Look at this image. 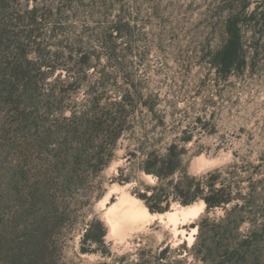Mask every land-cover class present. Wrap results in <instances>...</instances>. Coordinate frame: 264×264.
I'll use <instances>...</instances> for the list:
<instances>
[{
	"label": "rangeland",
	"instance_id": "1",
	"mask_svg": "<svg viewBox=\"0 0 264 264\" xmlns=\"http://www.w3.org/2000/svg\"><path fill=\"white\" fill-rule=\"evenodd\" d=\"M263 1L0 0L3 38H28L32 25L26 12L37 9L36 32L28 51L33 57L42 48L44 58L55 64L52 72L46 70L50 74L41 80L39 91L43 107L49 102L54 106L47 116L49 124H62L73 112H87L95 95L107 110L136 90L140 97L129 103L134 110L128 119L145 125L135 129V137L125 135L117 142L107 167L99 172L79 170L82 181L59 196L65 211L40 264H206L195 248L199 223L205 218L219 219L223 209H184L176 202L163 216L143 214L140 221L109 233L103 213L116 201V195L107 197L110 186H124L134 207L142 209L136 194L154 183L139 169L138 158H126L138 142L134 138L142 139L143 130L151 138H162L161 152L173 139L185 133L191 136L189 173L203 175L222 168L234 192L245 195L251 190L256 195L242 232L247 234L252 222L261 221L264 19L260 13L253 15L257 6L259 12L264 8ZM230 17L239 20L246 63L237 62L225 74L217 71L214 59L228 38ZM82 56L89 58L85 65H80ZM74 81L79 84L69 87ZM146 104L154 105L153 114ZM197 151L202 153L195 155ZM33 159L34 164H43L51 157L43 154ZM9 164L14 165L10 160ZM126 178L130 181L122 180ZM5 186L0 174V188ZM9 212L6 206L0 216L8 217ZM95 221L106 228L104 242L85 243V233ZM100 233L101 227L94 225L91 238ZM167 246L171 250L166 257H157ZM217 264L224 263L219 260Z\"/></svg>",
	"mask_w": 264,
	"mask_h": 264
},
{
	"label": "trees",
	"instance_id": "2",
	"mask_svg": "<svg viewBox=\"0 0 264 264\" xmlns=\"http://www.w3.org/2000/svg\"><path fill=\"white\" fill-rule=\"evenodd\" d=\"M259 9L257 6L253 17L260 13L264 19V8ZM26 14L32 25L28 38H3L6 34L0 30V174L6 180V186L0 188V209L7 206L10 211L8 217L0 216V264H40L65 211L59 196L68 194L82 181L79 170L99 172L107 167L117 142L125 135L135 137V129L145 126L142 122L134 125L128 119L134 110L129 109V103L140 97L136 90L114 101L113 109L107 110L101 107L100 96L95 95L87 112H73L64 123L49 124L47 116L54 106L49 102L43 107L39 91L41 80L50 74L46 70L52 72L55 64L44 58L42 48L30 57L28 42L36 32L37 9ZM238 21L229 18L228 38L215 54L214 65L219 73L228 74L237 62L246 63ZM88 61V56H82L80 65ZM78 84L74 81L69 87ZM146 105L153 114L154 105ZM158 122L164 123L161 119ZM148 134L143 130L142 139L134 138L138 142L126 158H138L139 169L154 179L136 194L150 212L165 213L173 203L188 206L200 201L205 202L207 212L223 209L225 213L219 219L205 218L199 223L195 248L203 254L204 262L264 264V199L259 205L263 218L252 222L247 234L243 233L241 228L250 219L249 206L256 202L255 193L234 192L222 168L203 175L190 174L193 155H188L187 144L192 137L186 133L169 142L164 152L158 148L162 138ZM43 154L51 159L34 164L33 158ZM119 171L123 173V168ZM122 180L128 182L130 178ZM94 225L101 227V233L91 238ZM105 235L103 223L95 221L86 231L84 242L103 243ZM82 250L88 251L85 247ZM169 250L170 246L165 247L157 257L165 258Z\"/></svg>",
	"mask_w": 264,
	"mask_h": 264
},
{
	"label": "bare ground",
	"instance_id": "3",
	"mask_svg": "<svg viewBox=\"0 0 264 264\" xmlns=\"http://www.w3.org/2000/svg\"><path fill=\"white\" fill-rule=\"evenodd\" d=\"M112 195H116V201L108 205L103 213V219L106 221L107 226L109 227L110 234L127 224H133L140 221L143 214L153 218L164 215V213H151L142 200V209H136V207L133 205L134 203H132L135 202L134 199H131L124 186L118 183H114L110 186V189L107 192V197H111ZM196 206H199L201 209H205L206 204L204 201H200L194 205L183 206L182 208L189 209Z\"/></svg>",
	"mask_w": 264,
	"mask_h": 264
}]
</instances>
